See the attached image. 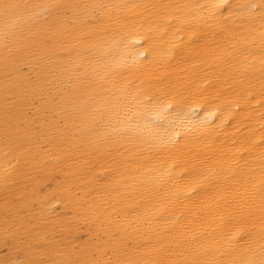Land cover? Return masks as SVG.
<instances>
[{"label":"bare ground","instance_id":"1","mask_svg":"<svg viewBox=\"0 0 264 264\" xmlns=\"http://www.w3.org/2000/svg\"><path fill=\"white\" fill-rule=\"evenodd\" d=\"M0 264H264V0H0Z\"/></svg>","mask_w":264,"mask_h":264}]
</instances>
